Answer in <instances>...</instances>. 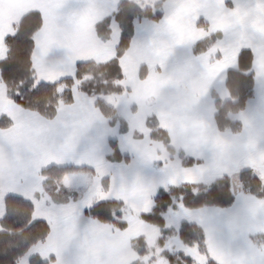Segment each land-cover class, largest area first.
Wrapping results in <instances>:
<instances>
[{
    "label": "crops",
    "instance_id": "0c3cea01",
    "mask_svg": "<svg viewBox=\"0 0 264 264\" xmlns=\"http://www.w3.org/2000/svg\"><path fill=\"white\" fill-rule=\"evenodd\" d=\"M121 1L0 0V60L13 26L29 13H38L42 26L33 37L31 61L39 82L72 79L80 63H107L114 58L119 29L111 23L110 40L102 43L94 26L110 17ZM162 11L159 22H135L130 46L119 62L124 92L101 98L126 123L125 134L110 127L96 99L80 94L75 86L73 103L45 120L10 102L0 76V118L11 122L0 130V219L4 198L18 196L32 203V220L44 221L50 229L45 242L34 245L18 264H28L32 257L53 258L51 264H133L140 258L131 242L160 235L158 228L138 219L152 211L159 189L208 185L222 176L231 179L234 204L192 211L177 205L169 211H186L190 220L173 229L181 222L200 226L217 264H264V246L250 240L264 235V200L242 194L237 178L240 171L251 170L264 184V0H168ZM200 21L206 31L198 28ZM215 34L221 39L194 57L192 48ZM243 52L251 55L254 94L243 111L229 117L240 123V133H220L211 93L222 102L229 100L226 74L244 71L246 59L238 62ZM142 67L147 69L144 80L139 78ZM150 116L167 132L176 151L199 164L184 168L151 141L145 127ZM111 141L129 157L128 163L106 161ZM51 167L74 169L60 185L80 192L77 199L54 203L43 194L41 172ZM104 179L106 191L101 189ZM101 202L124 204L126 230L83 215ZM169 211L164 215L168 229Z\"/></svg>",
    "mask_w": 264,
    "mask_h": 264
},
{
    "label": "trees",
    "instance_id": "16d2710c",
    "mask_svg": "<svg viewBox=\"0 0 264 264\" xmlns=\"http://www.w3.org/2000/svg\"><path fill=\"white\" fill-rule=\"evenodd\" d=\"M168 0H158L152 7L143 3L122 0L117 10L108 18L94 26L96 37L107 43L111 37V23L119 29V39L115 47L114 58L104 64L80 63L76 65L72 79H65L53 84L39 82L32 68L33 37L40 30L42 20L38 13H29L13 26V32L4 40V54L0 60V76L5 87L6 98L19 108L35 113L45 120H52L61 106L73 103L72 88L77 87L80 94L96 99V108L107 119L110 127H117L120 134L128 131L126 123L121 120L114 107L105 103L101 98L119 96L124 89L119 65L120 59L130 46L136 21L159 22L162 18V5ZM198 28L206 31L207 25L200 21ZM221 39L220 34L208 36L192 48V55H204ZM246 59L244 71L230 70L226 74L225 88L229 100L222 102L215 93H211L214 108V123L220 133L239 134L241 125L230 120V115L243 111L246 103L254 94V76L251 71V55L243 52L238 62ZM147 69L142 67L139 78L144 80ZM11 122L0 118V130L8 129ZM151 141L163 146L165 151L176 157L184 168L199 164L184 153L176 151L170 142L166 131L160 128L155 116H150L145 122ZM134 138L140 139L134 134ZM112 153L107 157L108 163H128L129 157L122 155L116 141L110 142ZM71 168L51 167L41 172L42 190L54 203H66L69 199H77L78 192L64 189L60 186L62 177L73 171ZM242 194L257 200H264V184L251 170L240 171L237 175ZM102 191L107 190V179L101 182ZM235 201L229 176H222L208 185H182L159 189L153 199V209L150 213L138 216V219L160 230L156 240V248L161 252L154 256L155 249H149L144 237L134 239L131 250L138 258L150 256L149 263L157 257L166 260L167 264H193V261L182 253L165 251L169 239L178 238L188 248L197 247L198 252L206 258V264H217L210 257L206 238L200 226L193 223L181 222L176 229L165 228L164 215L180 205L186 210L203 208L228 209ZM4 213L0 219V264H18L28 251L36 244L45 242L49 234V226L44 221H33V205L31 202L8 195L4 198ZM125 206L121 202H101L84 210L83 215L102 225L112 227L117 231L128 228L124 220ZM257 247L264 246V235L250 238ZM53 258L42 260L32 257L28 264H51ZM133 264H143L140 260Z\"/></svg>",
    "mask_w": 264,
    "mask_h": 264
},
{
    "label": "rangeland",
    "instance_id": "374dc122",
    "mask_svg": "<svg viewBox=\"0 0 264 264\" xmlns=\"http://www.w3.org/2000/svg\"><path fill=\"white\" fill-rule=\"evenodd\" d=\"M142 3L146 4L147 6L152 7L155 2H154V0H142ZM75 88H76V86L74 87V89ZM63 177H62V179H63ZM62 179H61V181H62ZM61 181H60V183H61ZM233 188H234V185H233ZM41 189H42V187H41ZM42 192H43V190H42ZM78 193L80 194V192H78ZM183 220H190V217L187 215L186 211L182 210V212H180L179 214H173L169 211L168 216H167V226L169 228L176 227L178 222L183 221ZM156 240H157V235L155 236L154 234H149L146 237V243H147L148 248L149 249H155L154 256L159 255V253L161 252L155 246ZM164 250L168 251L170 253H182L184 256L190 258L193 261V264H206V258L198 252L197 247L188 248V247L184 246L183 244H181V242L178 240V238L169 239L165 245ZM150 256L140 258V261L143 264H150L149 263ZM19 264H23L22 260ZM151 264H167V262L165 259H163L161 257H157L155 262H153Z\"/></svg>",
    "mask_w": 264,
    "mask_h": 264
}]
</instances>
